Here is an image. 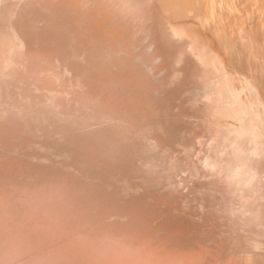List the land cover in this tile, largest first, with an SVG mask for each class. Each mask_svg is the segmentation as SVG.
<instances>
[{"label":"bare ground","instance_id":"obj_1","mask_svg":"<svg viewBox=\"0 0 264 264\" xmlns=\"http://www.w3.org/2000/svg\"><path fill=\"white\" fill-rule=\"evenodd\" d=\"M64 1L69 17L62 39L80 40L84 31L99 51L63 45L67 57L28 55L20 29L12 26L24 0H0V54L7 64L26 59L32 68L12 99L0 97V106L8 103L19 118L25 111L24 117L42 112L44 120L70 128L57 137L39 127L28 134L35 138L29 137L31 147L51 152L49 159L69 169L55 163L58 170L35 175L21 157L0 177V264H264V128L258 131L247 120L257 115L254 105L264 110V97L258 93L249 102L248 93L236 87L242 83L237 73L224 64L235 47L230 29L240 18L228 17L222 25L210 10L211 0ZM247 3L249 13L255 8L264 22V0ZM173 5L189 20L171 19L180 15ZM262 42L264 53V36ZM37 68L39 75L30 79ZM29 79L37 89L24 91ZM210 79L213 90L207 93ZM224 95L232 101L225 109L216 103ZM225 114L235 121L237 114L240 124L225 126ZM6 116L0 113V130L3 120H12ZM106 130L130 140L125 148L135 157L129 164H108V172L92 168L108 166L113 145L96 136ZM62 171L77 181L104 172L103 183L112 190L87 210L82 200L65 201L67 192L48 183L56 181L53 172L60 179ZM135 195L153 207L170 205L174 196L193 203L200 218L187 234L186 227H163L152 217L135 215ZM259 203L262 208L255 207ZM143 229L155 234L140 237ZM155 246L158 254L150 252Z\"/></svg>","mask_w":264,"mask_h":264},{"label":"water","instance_id":"obj_2","mask_svg":"<svg viewBox=\"0 0 264 264\" xmlns=\"http://www.w3.org/2000/svg\"><path fill=\"white\" fill-rule=\"evenodd\" d=\"M64 3H66L64 0H58L57 2H55V0H24L23 6L20 8V11L18 9L16 17L14 21H12V26L16 30H18V28L20 29L21 32L20 34L22 35L24 40L22 50L26 51L28 55L33 56L32 54H34L35 57L39 59L44 58L45 60H50L51 58H54L56 55L67 57L69 51H63V52L60 51L63 45L67 48H71L74 47L73 45H76L77 48L79 46V48H82V50H85L87 53H92L100 50V48H96L98 47V44L91 42L94 39L84 36V31H82L80 40L78 38H75V40L71 39L72 42H65V40L62 39L61 35L63 33L62 28L64 25V21L69 17L67 12L64 9H62ZM171 7L174 10L178 11L182 16L183 14H186L184 13V11L177 10L178 7L174 5ZM1 22L3 23V21ZM104 45L107 46V43H105ZM5 57L6 56L0 55V86H1L0 91L2 90V92L3 91L5 92L9 88L17 89V84L18 83L20 84L22 81L20 80V78L23 77L25 73H29V71L30 72L32 71L31 64L27 63L26 59L21 60L15 64L14 63L7 64V61H4ZM28 58L32 59L31 57ZM40 71L41 68H37L36 73L33 76H31L30 79L32 77H37ZM12 74H18L19 77L12 78L11 77ZM44 78L47 80V82H52L50 76L48 78L45 76ZM30 79L28 82H24L23 84L24 91L26 90L31 91L33 89H37L31 86ZM72 88L73 86H70L68 87V90ZM20 97L21 95L15 96L16 99H20ZM28 103L33 105V103L31 102ZM49 103H53V102H49ZM7 104L8 103L4 104V106H0L1 109L0 113H5V115H8L6 116L7 117L6 119H12V120H7L6 122L5 120H3L2 121L4 122L3 129L0 130L1 131L0 132V139H1L0 177L6 172L8 173L13 168L12 164L14 163L17 164L14 161V159L16 158L20 159L21 157L23 159L22 160L23 165H28L33 170L37 171L34 172L35 175L39 172L42 173V171L45 170H56V169L58 170L59 167L56 166L55 163L60 165L64 169H69L65 165L51 158L49 159V157H53V154L51 152L41 150L38 146L31 147L32 143H30L31 142L30 138L33 137L32 135H28V134H31V130L34 129L39 130L40 128V130L42 131L44 130L51 133L55 131L56 135L54 136L57 137L59 136V134H62L63 131H67L70 128H68V126L67 127L64 126L63 129L61 127L58 128L56 124H54V122H49L46 119L44 120L43 115L45 114H43L42 112H40V114L37 113V115L34 113L32 115L27 114L24 117V115L26 114L25 111L23 113L22 118L15 116V114L13 116L12 108L8 107ZM52 108L55 111L59 109V107L54 108L53 106ZM15 113L18 115V110ZM23 118L26 119V123L23 120ZM38 133L40 132H36L35 134ZM71 135H74V133H71ZM122 135L123 134L113 135V132L111 130H106L103 133L96 134L97 138L101 137L104 139V141L107 139L106 141H110L109 144L113 145V146H109L111 152L110 153L107 152L106 154V158L109 160L108 161L106 159L107 165L108 164L112 165L113 163L129 164L134 161L135 157L133 156L132 152L125 148L128 147L126 143L130 142V140L129 141L122 140ZM243 140L246 141L244 138ZM40 141L43 143H50V139L47 140L43 138V140ZM56 142H61V141H56ZM122 144H126V145L123 147L121 146ZM131 150L137 151L136 146L131 148ZM37 157H39L40 159L38 160ZM100 159H105V158H100ZM46 160L50 162L46 163ZM260 164L264 169V161L260 162ZM109 165L106 167V164L100 165L98 163H94L92 164V168L94 169L95 167H97L100 170L103 169L105 172H108L110 170ZM62 172L63 175H61L60 179L56 177L55 175L56 172H53L56 181L55 182L51 181L48 183L54 185L52 186L54 189L63 190L64 193L67 192V194L64 195L65 201L67 199H70L79 204L81 203L82 200L83 201L82 203L85 204L87 210L95 207L96 205L95 201L103 200L105 196L104 195L105 191L112 190V187L109 184L107 185L103 183L104 172L99 174L96 173V176L93 177L84 178V181H77L78 179L76 177H73L72 175L68 174L65 171ZM70 195L73 196L69 198ZM178 195H182V193L178 192ZM122 197L124 199H128L130 198V194L123 195ZM136 198L138 200H136L134 203L135 204L138 203L145 210H142L141 207L138 205L137 207L139 209L135 207L134 210L135 215L138 217H146V218L152 217L154 218L153 221H155L156 224L163 223L162 224L163 227H165L167 224L171 225V227H176L177 229H182L186 227L187 229L185 230V233L187 234L188 232H191L190 229L188 228L191 225L195 224L196 220L200 218L199 215L194 210L196 208L194 207L193 203L189 204L186 201H183L182 199L175 198L174 196H172L170 205H163L157 202V206L155 207L151 205L148 206L137 196ZM108 201L109 200H105V202ZM110 205H112V208H115L117 204H110ZM168 206L170 207L165 209ZM255 207L262 208L260 203L255 204ZM260 213L263 214V211H261ZM175 223H179L183 227ZM225 227L227 228L226 232L230 233L231 229L228 228L226 225ZM156 230H157V225L155 227V231ZM213 230L214 229H212V231ZM232 232L233 233H230L232 236L238 237L234 228H232ZM154 234H155L154 232L143 229L140 234V237H150ZM156 235H157V240H161L162 236L157 233ZM236 237L234 238L238 240ZM148 240L153 241L154 239L148 238ZM200 243L204 244L201 241ZM197 246H201V244H198ZM216 246L217 244H215V247ZM156 247L157 246L152 248L150 252H154L158 254L157 253L158 250ZM212 248L210 249L212 250Z\"/></svg>","mask_w":264,"mask_h":264},{"label":"rangeland","instance_id":"obj_3","mask_svg":"<svg viewBox=\"0 0 264 264\" xmlns=\"http://www.w3.org/2000/svg\"><path fill=\"white\" fill-rule=\"evenodd\" d=\"M247 2L248 0H243V1L242 0H226V1L225 0H217V1L211 0L210 10H212L215 15L220 17V19L222 20V25H225L226 23H228V20H227L228 17H233L234 20L237 18H240V23L238 22V20L234 21L235 27L232 30L230 29L231 31L230 34H233V37L236 39L235 47L233 50L230 51L228 56L226 55L224 57L225 59L224 64L227 65L228 69L231 72H234V74L237 73L236 75L237 81L239 78L242 83L236 82V87L240 89L243 93L245 94L248 93L247 96L251 97L250 100L248 101L252 102L251 101L252 99L256 100L255 97L257 96L256 94L258 93H260L262 97H264V71H263L264 70V53H263V50L260 49L262 48V43H263L262 40L264 36V22H262V20L259 18L258 16L259 13L255 8H254L255 10L253 9V11L249 13L247 9L248 8ZM256 4H254V6L252 5V7L257 8ZM240 7L243 9V11H240L241 9ZM189 17L190 15L186 13V14H183V16L177 15L175 17V15H173L171 19H173L174 21H180L181 19L189 20ZM234 59L237 60V63L236 65L234 64L231 65L229 63V60L235 62ZM17 76L19 75L18 74H15V76L14 74L11 75V77L13 78ZM207 84H209L208 88L210 87L207 93L212 92L213 83L211 79L208 80ZM245 84L248 87H246ZM0 89H1V86H0ZM18 90L19 89L13 90L9 88L5 92L0 91V95H1L0 97L4 100L12 99L11 97L15 95L14 91L17 92ZM202 90L203 91H200V92L204 95L205 94L204 92L207 89H202ZM2 96H5V97H2ZM216 103L217 105L225 109L224 106L230 105L232 101L226 95H224V96H221L219 101H216ZM250 109L251 110L254 109L257 115L253 113L252 116H254L255 118L253 117V119H251L249 117V119L247 118V120L252 121L253 126H255L258 131L260 129L263 130L262 128H264V110L262 111L260 109L258 110L256 105H254L253 109L251 107ZM235 115L237 119L236 121H235V118H233L234 116H231V114H225L221 117V122H223L224 125L229 128H231L232 126L236 127L235 125L237 124L239 125L240 124L239 120H241L242 118L238 116L237 114ZM225 122H233V124L225 123ZM262 153L264 154V151H262ZM181 162L184 163L183 161Z\"/></svg>","mask_w":264,"mask_h":264}]
</instances>
